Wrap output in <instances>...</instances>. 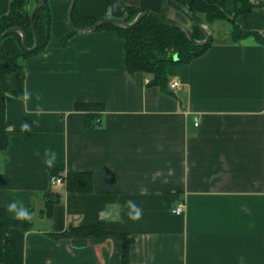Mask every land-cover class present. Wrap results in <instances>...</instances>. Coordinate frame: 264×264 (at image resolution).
<instances>
[{
    "label": "crops",
    "instance_id": "0c3cea01",
    "mask_svg": "<svg viewBox=\"0 0 264 264\" xmlns=\"http://www.w3.org/2000/svg\"><path fill=\"white\" fill-rule=\"evenodd\" d=\"M224 1L234 13L236 0ZM69 2L47 0L49 45L23 60V76L8 77L18 94L4 98L10 139L0 152V208L22 201L32 218L26 231H0V249L14 243L18 264H124L119 234L130 241L129 264H264V0L238 18L261 40L234 41L230 23L222 40L209 28L210 47L169 70L182 87L168 92L129 74L126 42L111 30L64 42ZM76 3L78 14L98 20H126L134 8L189 25L168 0ZM10 4L0 0V18ZM45 149L56 153L51 167ZM69 173L91 174L92 190L69 191ZM53 174L65 183L51 184ZM180 203L184 214H173ZM100 223L110 234L65 235Z\"/></svg>",
    "mask_w": 264,
    "mask_h": 264
},
{
    "label": "trees",
    "instance_id": "16d2710c",
    "mask_svg": "<svg viewBox=\"0 0 264 264\" xmlns=\"http://www.w3.org/2000/svg\"><path fill=\"white\" fill-rule=\"evenodd\" d=\"M40 0H11L8 13L0 18V36L12 27H20L27 38V46H34V33L31 27L30 15L33 7ZM187 7L200 24L212 25L217 21H227L233 28V40L238 41L248 36H254L261 40L257 32L242 31L238 25L239 16L253 10V0H236V9L230 13L226 8L224 0H174ZM257 1V0H256ZM74 6L72 20L76 27L87 28L94 25L98 19L85 17L76 12ZM169 4L173 6L170 2ZM174 7V6H173ZM177 9L176 7H174ZM179 10V9H177ZM128 17L126 21L132 22L141 12L134 8H127ZM180 11V10H179ZM181 12V11H180ZM186 16V15H185ZM160 15L145 16L132 28H123L115 24H104L97 31L111 30L126 42V65L129 74L142 73L150 77L149 85L156 86L161 91H169L170 76L169 70L191 63L195 58L202 55L211 45L212 37L206 46H199L190 41L187 34L179 29L164 25L159 21ZM165 18V17H164ZM167 19V18H165ZM52 15L46 2L36 13L34 24L39 37V47L35 52L29 53L24 50L22 36L19 33L4 38L0 46V152L7 149L9 145L10 124L5 116L4 98L7 94L17 95L9 82L11 74L24 75L23 60L45 51L51 40ZM171 22H176L168 19ZM191 30L196 40L205 39V34L192 24ZM71 33L64 38L68 42L74 35ZM80 107V106H79ZM56 175V174H53ZM52 175V176H53ZM67 188L71 192H90L93 181L89 173H69L66 178ZM54 200L47 202L48 215L52 213ZM30 223L20 222L11 219L6 210L0 208V231L19 228L28 230ZM110 234L104 223L95 227L71 228L65 233L66 236L103 237ZM125 244L124 264L128 263L129 240L125 235H117ZM16 247L12 242H7L3 249H0V264H18L15 262Z\"/></svg>",
    "mask_w": 264,
    "mask_h": 264
},
{
    "label": "water",
    "instance_id": "95a60500",
    "mask_svg": "<svg viewBox=\"0 0 264 264\" xmlns=\"http://www.w3.org/2000/svg\"><path fill=\"white\" fill-rule=\"evenodd\" d=\"M174 7H176L177 9H179L184 15H186L188 17V19L191 21V23L196 26L198 29H200L204 34H205V39L203 41H199L196 40L194 38L193 32L192 30L185 24L182 23H177V22H171L168 19H165L164 17L160 16L158 17L159 21L162 22L164 25L172 27V28H176L179 29L183 32H185L188 36V38L190 39L191 42H193L196 45L199 46H206L211 38V34L209 33V31H207V29L205 28V26H203L202 24H200L197 19L195 18V16L189 11V9L177 2H175L174 0H168ZM47 2V0H40L32 9L31 15H30V21H31V27L34 33V46L32 48H29L27 46V38H26V34L24 33V31L20 28V27H12L8 30H6L1 36H0V46L3 43L4 38H6L9 35H12L14 33H19L22 36V44H23V48L25 51L32 53L35 52L37 50V48L39 47V37H38V33L36 31L35 28V24H34V18L36 13L40 10V8ZM76 0H70L69 5H68V9H67V23L70 27V29L72 31H74L77 34H87L90 32H94L96 30H98L102 25L104 24H115L118 25L120 27L123 28H132L134 27L137 23H139L145 16H152L154 15L151 12L145 11V12H141L139 13L136 18L132 21V22H128L126 20H121V19H110V18H106V19H101L98 20L94 25L87 27V28H78L75 26V24L73 23L72 20V14H73V10H74V6H75Z\"/></svg>",
    "mask_w": 264,
    "mask_h": 264
},
{
    "label": "clouds",
    "instance_id": "9594fccd",
    "mask_svg": "<svg viewBox=\"0 0 264 264\" xmlns=\"http://www.w3.org/2000/svg\"><path fill=\"white\" fill-rule=\"evenodd\" d=\"M119 7L118 4H113L108 6L106 9L105 15L111 16L114 11L117 10ZM31 98V94L25 92L22 96V99L27 101ZM39 99V97H37ZM29 126L27 124L23 125L24 129H27ZM56 160V153L51 149H45L44 153V163L46 166L51 167ZM128 206L132 209V212L134 215L131 216L132 219H139L141 215V209L135 204L133 201L128 202ZM6 211L10 214H12L13 219L20 221V222H26L30 221L32 218V213L26 208L22 201L13 200L6 206Z\"/></svg>",
    "mask_w": 264,
    "mask_h": 264
},
{
    "label": "rangeland",
    "instance_id": "374dc122",
    "mask_svg": "<svg viewBox=\"0 0 264 264\" xmlns=\"http://www.w3.org/2000/svg\"><path fill=\"white\" fill-rule=\"evenodd\" d=\"M188 18H186L187 23L189 24L188 27L191 29L192 27V23L190 20H187ZM203 26H205V28L207 29V31H209V33L211 32L210 29L215 33V38L222 40V38H224L223 36H225L227 33H229V29L230 24L227 21H219L216 22L215 24L211 25H207V23L202 24ZM210 28V29H209ZM217 32H219V35H217ZM229 36V34H228ZM203 41V40H202Z\"/></svg>",
    "mask_w": 264,
    "mask_h": 264
},
{
    "label": "built area",
    "instance_id": "2783aa9c",
    "mask_svg": "<svg viewBox=\"0 0 264 264\" xmlns=\"http://www.w3.org/2000/svg\"><path fill=\"white\" fill-rule=\"evenodd\" d=\"M149 82V81H148ZM182 87V84L180 81H173L169 83V88L171 90H177ZM51 184H63L65 183V180L57 177L56 175L51 176L50 178ZM185 212V204L180 203L176 208L172 210V213L175 215H183Z\"/></svg>",
    "mask_w": 264,
    "mask_h": 264
}]
</instances>
